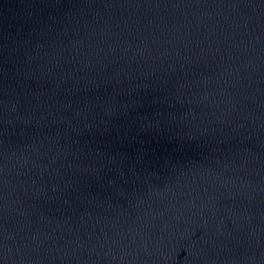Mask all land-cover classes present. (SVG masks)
Segmentation results:
<instances>
[{
	"label": "water",
	"instance_id": "obj_1",
	"mask_svg": "<svg viewBox=\"0 0 264 264\" xmlns=\"http://www.w3.org/2000/svg\"><path fill=\"white\" fill-rule=\"evenodd\" d=\"M0 264H264V0H0Z\"/></svg>",
	"mask_w": 264,
	"mask_h": 264
}]
</instances>
